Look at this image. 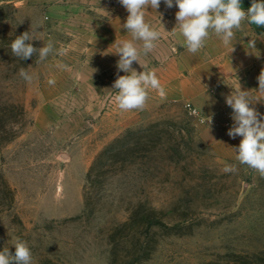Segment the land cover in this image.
<instances>
[{"label":"rangeland","instance_id":"1","mask_svg":"<svg viewBox=\"0 0 264 264\" xmlns=\"http://www.w3.org/2000/svg\"><path fill=\"white\" fill-rule=\"evenodd\" d=\"M107 16L82 0H0V251L14 254L22 240L32 264H264V177L236 160L231 147L242 138L226 124L235 75L166 61L186 45L160 22L140 62L166 95L149 89L143 110L122 111L112 85L125 38L102 34ZM31 25H42L34 47L52 40L65 55L13 56L11 42ZM220 41L210 33V53ZM174 77L186 88L195 79L202 96L213 89L225 104L209 111L208 99L204 108L168 96ZM215 112L226 118L209 126ZM229 165L237 171L225 173Z\"/></svg>","mask_w":264,"mask_h":264},{"label":"clouds","instance_id":"2","mask_svg":"<svg viewBox=\"0 0 264 264\" xmlns=\"http://www.w3.org/2000/svg\"><path fill=\"white\" fill-rule=\"evenodd\" d=\"M119 3L129 13L121 28L129 32L132 39L117 45L114 53L119 56L117 78L112 88L117 90L115 100L120 110H143L149 98V89L156 90L162 98L166 95L155 70L148 69L147 65L140 62L141 55L147 56L152 52L161 38V32L145 21L146 10L149 7L157 10L161 0H119ZM163 3L168 8L174 5L178 7L176 25L171 32L175 33L178 29L187 50L193 54L205 47L210 33L219 37L223 45L229 46L235 39L234 30L240 29L245 20L249 24L264 27V0H251V6L246 11L242 7V0H163ZM37 27L31 25L29 31L15 37L10 44L12 55L20 60L38 55L37 63L44 62L53 53L65 55L66 49L57 50L52 40L44 42L43 47H34L31 41L38 39L34 35ZM255 40L248 43L250 48H255ZM134 41H142V46L138 48ZM233 50L232 45L231 52ZM133 62L138 63L143 70L134 69ZM58 67L66 66L60 64ZM120 71L125 74L119 75ZM19 75L27 82L33 79L24 68L20 69ZM257 80L258 92L264 94V69ZM48 83L54 85L55 80L49 79ZM249 93V90H241L239 84L238 88L225 96L226 104L233 110V124L228 135L233 139L237 136L242 138L237 147H231L236 153V160L264 177V114L250 106L255 102ZM207 123L211 125V116L207 117ZM223 171L235 173L237 169L229 165ZM14 247V254L8 247L0 251V264H32V253L26 242L17 240Z\"/></svg>","mask_w":264,"mask_h":264},{"label":"crops","instance_id":"3","mask_svg":"<svg viewBox=\"0 0 264 264\" xmlns=\"http://www.w3.org/2000/svg\"><path fill=\"white\" fill-rule=\"evenodd\" d=\"M45 1L51 3L53 1L63 0ZM82 3L86 8L90 6L91 8L108 15L106 19L102 20L101 25L104 30L102 31V34H105L110 40H115L118 35L122 34L124 35L125 40L132 39L131 34L121 28V24L125 22L129 13L119 3V0H82ZM250 6L251 0H242V7L245 11ZM177 11V6L174 5L172 8H168L163 3V0H161L160 7L157 10L151 9L150 7L146 10L145 21L154 28L157 27L156 24L161 22L162 24L160 27H166V30H169L170 25L172 27L175 26L173 22L176 19L175 13ZM171 31L172 29L168 32L170 33ZM234 31L235 39L229 46L223 45L222 41H220L218 48L214 46L213 49L211 47V53L208 50L209 46L205 45L207 47L202 48L195 54L190 53L187 48H185L177 54L173 53L172 57L168 58L166 61H193L192 65L190 64L189 66L190 71L196 68L195 66L198 65L197 61H205L206 64L219 66L220 70L227 69L226 73L235 75L237 82L240 83L241 90L250 91L249 95L255 102L250 106L254 107L256 110L258 108L257 111L264 114V94L258 92L259 85L257 80L261 70L264 69V27L249 24L245 20L242 22L241 28ZM245 31H247V33ZM252 39H256L255 48H250L248 45ZM232 45L234 50L231 52ZM216 49L219 51L215 52L214 50ZM192 81V83L191 80L189 81L190 85L186 88L183 83L184 81L180 78L174 77L171 80V95H168L169 93L167 95L177 99L184 96L189 97L199 107H204L206 104L203 100L208 99V105L210 108L208 107L207 110L209 111H215L220 104L224 103V101L220 98L219 93L215 92L213 89H205L204 95L202 96L201 91H199L197 83L195 82L196 80L194 79ZM208 116L214 118L223 116V119L226 118L223 113L217 114L216 112Z\"/></svg>","mask_w":264,"mask_h":264},{"label":"built area","instance_id":"4","mask_svg":"<svg viewBox=\"0 0 264 264\" xmlns=\"http://www.w3.org/2000/svg\"><path fill=\"white\" fill-rule=\"evenodd\" d=\"M187 108H188V110H189V112H190L191 114L202 117V116H201V113H200V111H199V109H198L195 105H193L192 103L188 102V103H187ZM232 121H233V120H228V121L226 122V124L229 125ZM212 122H214V119H213V118H212Z\"/></svg>","mask_w":264,"mask_h":264}]
</instances>
